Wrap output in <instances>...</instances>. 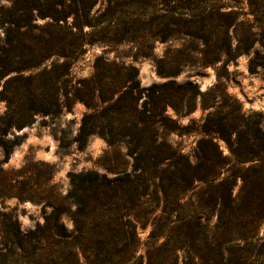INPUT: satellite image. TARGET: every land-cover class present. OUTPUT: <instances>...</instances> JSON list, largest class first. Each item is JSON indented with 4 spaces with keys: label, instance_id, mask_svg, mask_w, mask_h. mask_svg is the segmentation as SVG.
<instances>
[{
    "label": "trees",
    "instance_id": "16d2710c",
    "mask_svg": "<svg viewBox=\"0 0 264 264\" xmlns=\"http://www.w3.org/2000/svg\"><path fill=\"white\" fill-rule=\"evenodd\" d=\"M86 1L70 0L73 6H66L62 0L61 9L52 7L41 15L52 19L49 38L31 33L35 5L26 8L24 23L6 29L5 41L15 58L0 56V83L15 75L0 91L8 103L1 118L0 149L8 160L23 141L21 135L10 137L13 128L34 123L38 114L57 115L63 104L70 107L79 100L92 110L82 118L76 137L79 146L84 147L94 134L104 137L109 146L123 143L133 159V172L112 177L96 170L70 173L71 188L64 201L73 209L53 203L51 211H45L44 222L33 229L23 230L19 220L4 217L0 264H144L138 254L137 225L146 213L142 208L152 187L162 194L163 209L152 223L146 264H180V252L181 264H261L264 241L254 244L257 222L264 220L261 128L259 133L252 128L251 133H243L239 124L227 128L225 117L220 118L213 129L202 133L193 161L159 136L169 120L168 105L179 111L194 109V97L180 93L174 83L163 84L158 94L148 88L140 109L139 70L133 64L99 57L91 78L75 85L70 79L71 66L87 44L134 43L142 56L149 57L156 41L192 39L203 46L200 52L216 56L212 62L223 55L231 58L235 49L227 28L215 23L208 0H111L95 23L85 11ZM85 26L91 29L86 31ZM43 54L58 55L62 61L24 75L40 66ZM161 62V76L179 74L165 75ZM216 139L226 142L229 155H224ZM240 179L242 185L235 192ZM196 183L204 188L196 190ZM64 210L73 228L62 221ZM213 213L217 222L210 227Z\"/></svg>",
    "mask_w": 264,
    "mask_h": 264
},
{
    "label": "rangeland",
    "instance_id": "374dc122",
    "mask_svg": "<svg viewBox=\"0 0 264 264\" xmlns=\"http://www.w3.org/2000/svg\"><path fill=\"white\" fill-rule=\"evenodd\" d=\"M61 1L0 0V56L6 60L15 58L14 51L5 41V31L9 27L14 28L15 23H24L27 17L25 10L32 5L38 7V10L33 12L31 33L36 37L49 38L47 32L50 31L52 19L41 15L51 11L52 7L61 9ZM63 1H66V6H73L70 0ZM110 1H86L85 11L89 20L97 22ZM208 1L215 23L227 28L231 46L235 49V55L231 58L223 55L220 61L212 62L216 56L200 52L203 46L192 39H172L165 43L156 41L149 57L142 56L134 43L87 44L71 66V85L91 78L99 57L120 64H133L138 68L142 95L140 109L144 108L148 88L153 87L158 94L163 84L174 83L173 86L180 93L194 97V109L191 112L187 108L179 111L168 105L165 115L169 120L166 126L159 129V136L193 161L196 159L198 142L204 136L202 133H206V128L213 129L220 118H227L224 119L227 128L232 124H239L243 133H251V128L256 132L261 128L264 132V0ZM73 19V15L69 17V21ZM90 29V26H85L86 31ZM24 30L25 28L22 29ZM61 61L62 58L58 55L46 58L43 54L40 66L24 72V75L49 69ZM160 61L165 75L176 71L179 74L161 76L158 72ZM14 75L1 81L0 91L4 89L7 79ZM63 100L62 97L61 103ZM97 103L101 108L100 101L97 100ZM7 110L8 103L0 95V127L1 118L5 117ZM91 111L85 103L73 100L70 107L63 104L57 115L38 114L35 115L34 123L23 129L13 128L10 137L14 134L21 135L23 141L13 149L8 160L0 149V250L3 241L1 221L4 217H14L19 220L23 230H29L36 223L44 222L45 211L50 212V205L53 203L62 208L73 209L71 204L64 201L71 188L70 173L96 170L112 177L119 172H133V159L123 143L109 146L104 137L94 134L84 147L79 146L76 137L82 118ZM207 122L208 126H205ZM216 140L224 155H229L226 142ZM195 185L198 186L196 190L204 188L202 184ZM241 185L240 179L235 192H238ZM188 195H192V192ZM162 209V194L152 187L147 204L142 208L146 213L137 225L141 240L138 254L143 256L144 264L152 223L160 216ZM65 211L67 210L62 214V221L73 228V222ZM209 216L208 223L213 227L217 222V215L213 213ZM256 226L254 244H260L264 241V220H259ZM182 260L180 252V264ZM260 262L264 264V258Z\"/></svg>",
    "mask_w": 264,
    "mask_h": 264
}]
</instances>
